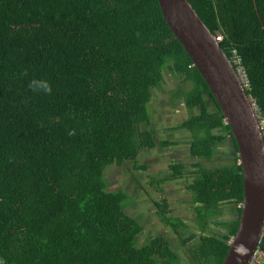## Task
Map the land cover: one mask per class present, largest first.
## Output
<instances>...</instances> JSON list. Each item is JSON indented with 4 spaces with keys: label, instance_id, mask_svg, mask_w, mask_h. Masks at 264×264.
Segmentation results:
<instances>
[{
    "label": "trees",
    "instance_id": "obj_1",
    "mask_svg": "<svg viewBox=\"0 0 264 264\" xmlns=\"http://www.w3.org/2000/svg\"><path fill=\"white\" fill-rule=\"evenodd\" d=\"M228 57L240 58L246 94L264 118V0H188ZM27 71L28 75L23 73ZM180 85L190 111L178 127L191 132V154L212 163L227 138L232 161L202 167L192 180L198 245L194 264H221L236 233L243 200L238 149L219 104L182 44L169 28L157 0H0V261L3 264H176L178 255L162 236L143 244L140 215L123 176L110 189L113 165L140 164L141 151L175 142L155 136L150 104L165 74ZM44 78L51 94L33 92L31 78ZM197 109V113H192ZM75 130L69 136L68 131ZM168 181L186 179L174 162ZM128 180L139 182L127 167ZM151 184L156 181H148ZM140 186V185H139ZM157 190L163 193L160 183ZM232 205L236 216L224 232L206 224ZM160 216L182 245L181 219ZM141 211V210H140ZM264 253V234L259 243ZM256 264H264V258Z\"/></svg>",
    "mask_w": 264,
    "mask_h": 264
},
{
    "label": "rangeland",
    "instance_id": "obj_2",
    "mask_svg": "<svg viewBox=\"0 0 264 264\" xmlns=\"http://www.w3.org/2000/svg\"><path fill=\"white\" fill-rule=\"evenodd\" d=\"M179 77L172 73L167 72L163 81L161 82V88L157 89L150 104L152 112L151 125H143L142 129L149 127L157 130L155 136L161 139V136L168 139V141L175 142L172 146H169L161 150V146H156L152 150L141 151L139 156L140 164H146V169H132L133 164L125 162L124 166L113 165L107 171L105 179L110 189L118 187V180L123 176L132 198H137L133 206H131L133 215H140L142 232L137 238L140 244H143L148 238L152 236H162L170 245L171 249L177 253L178 262L176 264H194L189 255V249L195 248L198 245V237L201 233V228L195 222V213L192 210L193 204L191 203V193L186 188V184L192 180L193 173L197 168L192 164L200 162L198 158H195L189 148L192 135L191 132L178 128L190 115L185 107V104L181 98L175 102H170V92L173 88L180 85ZM197 113L198 110L194 109L192 113ZM233 147L231 140L227 138L224 142L219 143L215 147V155L212 158V163L204 162L201 160L202 167H208L209 165H220V163H228L232 161ZM180 163L183 165V174L186 175V179H179L178 181L170 182L167 177L171 170L169 165L172 163ZM127 167L132 170V176L139 182L136 185L133 181L128 180L129 174H127ZM155 180L160 183L163 188V193L157 190V183L151 184L148 181ZM156 202L161 204L165 203L167 207H163L165 211L163 215L166 218L172 220L173 224H176L178 219L186 222L187 227L182 229V238L186 239L191 234H195L192 240H187L185 245L179 240L173 226L167 224L160 216L161 208L155 206ZM141 210V211H140ZM222 212L216 219H212L206 224L205 233L219 235L224 232V227L220 225L221 222H225L234 219L236 214L232 209V205H225L221 208ZM160 211V212H159ZM162 213V212H161ZM258 261L259 255L257 257Z\"/></svg>",
    "mask_w": 264,
    "mask_h": 264
},
{
    "label": "water",
    "instance_id": "obj_3",
    "mask_svg": "<svg viewBox=\"0 0 264 264\" xmlns=\"http://www.w3.org/2000/svg\"><path fill=\"white\" fill-rule=\"evenodd\" d=\"M161 12L204 78L230 126L243 176L236 233L221 264H250L264 234V138L251 99L216 35L188 0H157Z\"/></svg>",
    "mask_w": 264,
    "mask_h": 264
},
{
    "label": "built area",
    "instance_id": "obj_4",
    "mask_svg": "<svg viewBox=\"0 0 264 264\" xmlns=\"http://www.w3.org/2000/svg\"><path fill=\"white\" fill-rule=\"evenodd\" d=\"M216 39L219 42H221L223 38L221 35L218 34V35H216ZM230 60H231L232 64L235 66L236 72H237L241 82L243 83L244 87L247 88L248 87V79L246 77V73L244 72V69L241 66L240 58L236 56L234 51H232V54L230 56ZM251 103H252L253 109L256 112V116L258 118V122H259L260 129L262 131V135L264 136V118L258 112L254 101L251 100ZM258 255H259V259H261V261H262L264 258V253L259 249V246L257 247L255 253L253 254V257L251 259L250 264H256L257 262H261V261L257 260Z\"/></svg>",
    "mask_w": 264,
    "mask_h": 264
},
{
    "label": "clouds",
    "instance_id": "obj_5",
    "mask_svg": "<svg viewBox=\"0 0 264 264\" xmlns=\"http://www.w3.org/2000/svg\"><path fill=\"white\" fill-rule=\"evenodd\" d=\"M230 59V57H228ZM235 67V66H234ZM236 70V69H235ZM25 76L28 75L27 71L25 70L24 73H23ZM28 87L31 91L33 92H37V93H43V94H46V95H50L51 94V91H52V88H51V84L50 82L47 80V79H44V78H31L29 81H28ZM251 99V98H250ZM255 111V110H254ZM256 113V112H255ZM258 119V118H257ZM226 123V122H225ZM262 132V131H261ZM68 135L69 136H72V135H75V130L74 129H70L68 131ZM264 138V136H263ZM260 243V242H259ZM259 246V245H258ZM0 264H3L2 261H0Z\"/></svg>",
    "mask_w": 264,
    "mask_h": 264
}]
</instances>
